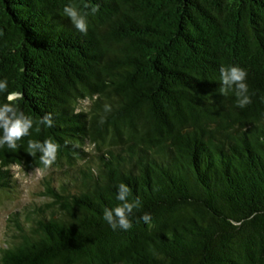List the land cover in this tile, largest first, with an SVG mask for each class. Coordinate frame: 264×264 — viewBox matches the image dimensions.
<instances>
[{"label":"trees","instance_id":"1","mask_svg":"<svg viewBox=\"0 0 264 264\" xmlns=\"http://www.w3.org/2000/svg\"><path fill=\"white\" fill-rule=\"evenodd\" d=\"M234 65L242 109L219 92ZM0 80L34 121L0 148V199L19 191L13 166L44 169L29 140L59 145L0 264H264V0H0ZM121 183L141 202L129 230L103 219Z\"/></svg>","mask_w":264,"mask_h":264},{"label":"clouds","instance_id":"2","mask_svg":"<svg viewBox=\"0 0 264 264\" xmlns=\"http://www.w3.org/2000/svg\"><path fill=\"white\" fill-rule=\"evenodd\" d=\"M85 7H89L85 5ZM98 6L90 8L92 15L98 11ZM63 14L70 20L72 25L81 33L87 34L88 23L87 13L81 12L72 5H65ZM247 71L239 66L221 67L220 69V87L219 92L223 96H227L230 92H234L236 97V105L239 108H244L249 105L251 97L248 94L249 88L246 83ZM8 84L6 80H0V92H7ZM22 99V94L19 92H7L6 102L0 104V148L7 146V149L15 151L19 146L17 141L30 135V130L33 128L34 121L31 117L25 115L19 110L18 102ZM109 105H105V112L110 111ZM74 114L79 115V111ZM100 124L104 123V117H101ZM43 125L46 128L54 126V120L51 113L45 114L37 122V131L39 126ZM59 145L52 139H46L43 142L38 140H29L27 142V152L31 156L40 154V162L44 169L50 168L57 159ZM131 194V188L124 183L118 185L116 199L121 203L114 208H105L103 219L113 229L129 230L132 227V221L129 217L133 214L134 209H138L141 205L139 198L129 202L128 197ZM145 223L151 221L150 213H144L141 217Z\"/></svg>","mask_w":264,"mask_h":264},{"label":"rangeland","instance_id":"3","mask_svg":"<svg viewBox=\"0 0 264 264\" xmlns=\"http://www.w3.org/2000/svg\"><path fill=\"white\" fill-rule=\"evenodd\" d=\"M87 149L94 152L92 146H88ZM13 171L18 178L20 188L14 196L0 199V254L1 249L6 248L7 243L12 239V230L15 227L8 219L10 213L21 210L27 203L34 200L46 199V196L42 197L39 194L44 190L42 179L50 172V169L25 171L19 166H13Z\"/></svg>","mask_w":264,"mask_h":264}]
</instances>
